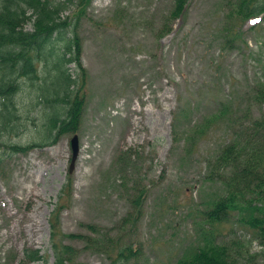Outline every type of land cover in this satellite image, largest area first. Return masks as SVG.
<instances>
[{
    "label": "rangeland",
    "instance_id": "rangeland-1",
    "mask_svg": "<svg viewBox=\"0 0 264 264\" xmlns=\"http://www.w3.org/2000/svg\"><path fill=\"white\" fill-rule=\"evenodd\" d=\"M174 1L92 0L79 28L86 104L73 185L60 199L61 227L92 238L111 235L119 247L138 249L114 264H175L208 238L235 245L244 264H264V242L248 214L233 212L223 221L208 215L224 194L222 179H210V161L248 122L245 114L264 115V104L251 99L264 77V12L239 23L228 19L232 0H189L173 30L161 35ZM28 90L17 101V126L0 136V264L54 263L53 254L27 262L24 249H49V216L73 153L74 133L27 152L5 149L45 132L46 110ZM221 103L232 114L189 145ZM139 188L146 193L141 216L125 223L137 211L131 198ZM65 241L79 249L74 264L116 259V248Z\"/></svg>",
    "mask_w": 264,
    "mask_h": 264
},
{
    "label": "trees",
    "instance_id": "trees-1",
    "mask_svg": "<svg viewBox=\"0 0 264 264\" xmlns=\"http://www.w3.org/2000/svg\"><path fill=\"white\" fill-rule=\"evenodd\" d=\"M188 1H174L172 10L164 16L161 35L173 30L174 21L186 12ZM91 2L0 0V136H8L17 126V101L26 89L46 110V121L42 122L45 132L41 139L26 145L7 142L5 149L27 152L38 146L53 145L62 136L79 131L86 104L87 78L79 28ZM262 12L264 0H232L228 7V19L243 23ZM71 63L74 68L69 66ZM251 99L253 103L264 104V77L251 93ZM231 114L230 105L221 103L218 110L190 135L189 145L191 140L203 136L217 121ZM245 118L248 122L245 125L240 123L239 129L223 143L209 163L210 179L214 176L222 179L224 194L214 202L208 215L211 221H223L233 212L248 214L244 218L253 228L255 238L264 242V115L251 118L245 114ZM236 122L233 120L234 124ZM71 174L68 173L59 200L49 216V249L43 252L38 247H26L24 260L48 259L53 254V264H74L79 249L66 242L67 238H85L102 246L105 251L109 250L108 247L116 248L113 264L117 259H131L138 249L119 247V241L114 236L92 238L62 229L60 218L63 205L60 199L71 190ZM145 196V191L139 188L138 194L131 198L137 211L124 217L125 223L139 220ZM89 226L98 231L96 225ZM235 247L208 238L196 249L183 253L175 264H244Z\"/></svg>",
    "mask_w": 264,
    "mask_h": 264
},
{
    "label": "water",
    "instance_id": "water-1",
    "mask_svg": "<svg viewBox=\"0 0 264 264\" xmlns=\"http://www.w3.org/2000/svg\"><path fill=\"white\" fill-rule=\"evenodd\" d=\"M71 145H72L73 153L71 157L70 171L72 172L76 165V160L80 152V138L78 134H74L73 137L71 138Z\"/></svg>",
    "mask_w": 264,
    "mask_h": 264
}]
</instances>
